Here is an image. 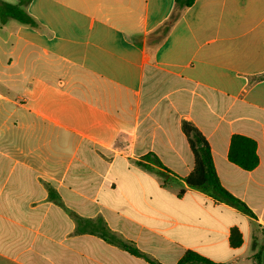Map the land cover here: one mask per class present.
I'll list each match as a JSON object with an SVG mask.
<instances>
[{
	"label": "crops",
	"instance_id": "1",
	"mask_svg": "<svg viewBox=\"0 0 264 264\" xmlns=\"http://www.w3.org/2000/svg\"><path fill=\"white\" fill-rule=\"evenodd\" d=\"M174 4L30 1L38 27L17 24L0 69V264H150L108 243L109 232L162 264L188 251L255 264L264 244V0H196L153 49ZM184 121L252 215L187 185L194 158ZM234 135L256 142L255 169L229 160Z\"/></svg>",
	"mask_w": 264,
	"mask_h": 264
},
{
	"label": "trees",
	"instance_id": "2",
	"mask_svg": "<svg viewBox=\"0 0 264 264\" xmlns=\"http://www.w3.org/2000/svg\"><path fill=\"white\" fill-rule=\"evenodd\" d=\"M31 0H18L16 4L0 0V23L6 24L10 20H15L21 25L31 28L38 27V23L27 11V6ZM196 0H175L174 8L170 17L154 32L153 49H156L169 35L174 25L181 19L185 11L190 8ZM258 79H264V75ZM183 132L188 140L194 163L192 172L185 178L187 185L206 193L219 202L226 203L236 209L252 215L248 206L232 195L222 185L217 174L210 146L203 134L190 122L184 121ZM149 161L160 162L148 156ZM229 160L244 170L255 169L259 164L257 154V144L254 140L241 135H234L231 141ZM160 175L167 177V172H160ZM168 180H171L170 178ZM183 193V192H182ZM105 240L121 248L133 256L142 258L150 264H162L152 260L147 254L139 250L134 244L127 243L112 233H108ZM242 235L238 229H233L231 233V243L234 247L242 245ZM255 264H264V244L254 254ZM176 264H217L198 253L188 251Z\"/></svg>",
	"mask_w": 264,
	"mask_h": 264
},
{
	"label": "rangeland",
	"instance_id": "3",
	"mask_svg": "<svg viewBox=\"0 0 264 264\" xmlns=\"http://www.w3.org/2000/svg\"><path fill=\"white\" fill-rule=\"evenodd\" d=\"M6 2L9 3H15L16 0H4ZM18 22L15 20H11L9 25L6 26V24H1L0 23V69H1V64L3 63H7L10 59V57H13V55L10 53V51H12V47L15 44V37H11L9 39V42L6 44L4 42V40L8 39L9 34L12 32H14V28L17 26ZM16 56V54H14ZM44 64H38L36 67L35 71H44ZM0 91L3 93H7V88L4 84H0ZM11 96L13 98H15V96H13V94H11ZM8 106L7 109H11V107ZM1 119V118H0Z\"/></svg>",
	"mask_w": 264,
	"mask_h": 264
}]
</instances>
